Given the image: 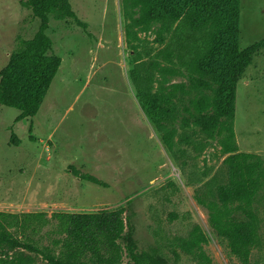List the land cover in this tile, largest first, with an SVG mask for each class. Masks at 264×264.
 <instances>
[{
	"label": "rangeland",
	"instance_id": "374dc122",
	"mask_svg": "<svg viewBox=\"0 0 264 264\" xmlns=\"http://www.w3.org/2000/svg\"><path fill=\"white\" fill-rule=\"evenodd\" d=\"M31 2L0 0V71L40 30ZM70 2L77 18L49 14L48 54L59 57L60 66L38 112L18 120L21 110L0 103V210L45 213L48 222L35 237L54 247L55 223L48 220L53 212L124 207L139 251L163 257L167 264L240 263L215 234L209 210L198 200L215 198L228 172L218 138L204 133L188 110H193L190 99L197 92H178L172 98L171 109L160 120L164 128L146 114L138 94L140 87L159 90L161 75L152 65L165 48L183 57L174 58L179 73L169 76L168 84L188 86L195 76L217 87L222 80L216 66L200 72L219 58L217 15L200 10L192 20H171L166 32L155 22L148 30L135 28L138 38L129 41L124 0ZM238 18L239 49L264 44V0H240ZM193 59L197 68L190 66ZM237 64L231 62V67ZM235 90L233 127L239 151L264 158V46L251 56ZM167 129L175 131L172 147L163 140ZM72 167L107 186L81 178ZM254 206L260 241L249 264H264V187ZM195 225L208 238L204 250L210 261L182 243ZM128 259L126 254L124 261ZM34 264L48 263L37 255Z\"/></svg>",
	"mask_w": 264,
	"mask_h": 264
},
{
	"label": "trees",
	"instance_id": "16d2710c",
	"mask_svg": "<svg viewBox=\"0 0 264 264\" xmlns=\"http://www.w3.org/2000/svg\"><path fill=\"white\" fill-rule=\"evenodd\" d=\"M33 12L41 19L36 36L27 47L12 55L9 64L0 71V103L21 110L17 119L34 116L41 105L49 84L57 74L60 59L49 55L52 42L46 30L49 14L56 12L62 17H76L70 0H32ZM125 15L130 22L126 26L128 39L138 38V31L150 29L161 22V32L170 28L171 20H177L203 11L215 14V47L219 58L209 60L200 70L208 72L212 66L219 70L221 82L217 87L195 76L190 84L172 82L170 77L179 73L174 58L183 59L171 48L162 49L152 65L160 73L159 90L139 88V100L150 119L164 128L160 120L169 112L170 102L179 93L197 95L190 99L193 121L204 133L217 137L222 161L228 172V180L218 186L216 197H198L209 210V222L215 234L223 240L232 255L240 263L249 264L253 249L260 241V218L254 202L264 187V158L251 152L239 151L233 118L235 113L236 83L249 64L251 56L262 42L241 51L239 49L240 0H124ZM137 15H134V14ZM193 24H197L193 22ZM199 24L194 27L198 28ZM175 58V59H176ZM226 59L229 65L223 64ZM161 60L167 62L163 63ZM231 62H238L231 67ZM191 67L197 68L196 60ZM205 89L212 90L206 93ZM166 104V105H165ZM191 118V119H192ZM174 129H167L163 140L173 146ZM33 139L35 137L31 136ZM20 142L17 138L13 140ZM74 172L85 180L105 185L107 183L88 172L74 167ZM125 208L82 212H53L48 220L54 221L52 232L54 247L42 245L35 234L45 221L43 212H8L0 210V264H34L37 255L48 264H167L163 257L148 251H139L133 237V226L127 223ZM128 228V229H127ZM189 236L182 238L183 245L196 250L205 261H210L204 250L208 241L201 226L195 225ZM127 254L128 260L124 261Z\"/></svg>",
	"mask_w": 264,
	"mask_h": 264
}]
</instances>
